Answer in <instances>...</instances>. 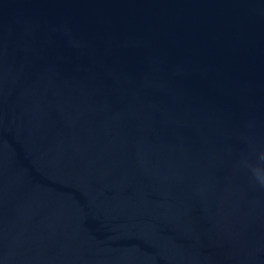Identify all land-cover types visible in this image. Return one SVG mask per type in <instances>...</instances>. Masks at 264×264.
I'll use <instances>...</instances> for the list:
<instances>
[{
	"label": "water",
	"instance_id": "1",
	"mask_svg": "<svg viewBox=\"0 0 264 264\" xmlns=\"http://www.w3.org/2000/svg\"><path fill=\"white\" fill-rule=\"evenodd\" d=\"M264 0H0V264H264Z\"/></svg>",
	"mask_w": 264,
	"mask_h": 264
},
{
	"label": "clouds",
	"instance_id": "2",
	"mask_svg": "<svg viewBox=\"0 0 264 264\" xmlns=\"http://www.w3.org/2000/svg\"><path fill=\"white\" fill-rule=\"evenodd\" d=\"M257 178L261 181V183H264V174L257 172Z\"/></svg>",
	"mask_w": 264,
	"mask_h": 264
}]
</instances>
